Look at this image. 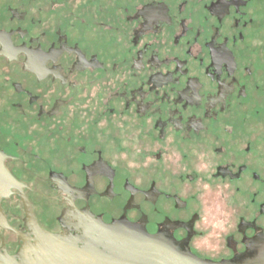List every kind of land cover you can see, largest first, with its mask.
I'll use <instances>...</instances> for the list:
<instances>
[{
  "label": "flooded vegetation",
  "instance_id": "1",
  "mask_svg": "<svg viewBox=\"0 0 264 264\" xmlns=\"http://www.w3.org/2000/svg\"><path fill=\"white\" fill-rule=\"evenodd\" d=\"M261 50L264 0H2L0 264L264 257Z\"/></svg>",
  "mask_w": 264,
  "mask_h": 264
},
{
  "label": "water",
  "instance_id": "2",
  "mask_svg": "<svg viewBox=\"0 0 264 264\" xmlns=\"http://www.w3.org/2000/svg\"><path fill=\"white\" fill-rule=\"evenodd\" d=\"M17 185V181L10 173H8L4 166L3 159L0 157V198L8 196L13 188L19 187ZM24 203L27 212L30 213L28 203L25 200ZM253 264H264V257L261 259L258 258L255 262H253Z\"/></svg>",
  "mask_w": 264,
  "mask_h": 264
},
{
  "label": "rangeland",
  "instance_id": "3",
  "mask_svg": "<svg viewBox=\"0 0 264 264\" xmlns=\"http://www.w3.org/2000/svg\"><path fill=\"white\" fill-rule=\"evenodd\" d=\"M2 2V0H0V3ZM61 3V2H59ZM71 51L69 48H63L61 47V50L59 51ZM263 50H261V58L259 60V63L261 64L262 67H264V52H262ZM57 52V51H55ZM59 53V52H58ZM5 85L9 86V83H6L4 82L2 79H1V72H0V88L1 87H4ZM254 108L255 109V112H256V116L260 117L263 121H264V89H262L260 92L256 93L255 96H254ZM263 139H264V135H263Z\"/></svg>",
  "mask_w": 264,
  "mask_h": 264
}]
</instances>
